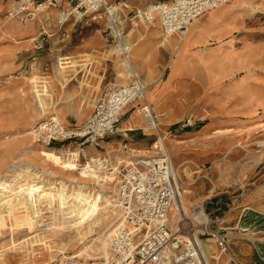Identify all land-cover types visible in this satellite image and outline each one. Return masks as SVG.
Masks as SVG:
<instances>
[{
	"label": "rangeland",
	"instance_id": "1",
	"mask_svg": "<svg viewBox=\"0 0 264 264\" xmlns=\"http://www.w3.org/2000/svg\"><path fill=\"white\" fill-rule=\"evenodd\" d=\"M15 1L17 0H0V47L6 44L18 46L11 57H8L10 53H0L5 60L0 64V194L7 196L6 199L13 204L12 208L10 206L11 210L6 209L3 213L7 223L0 227V252L22 240L30 244L32 238L50 229L54 220L67 215L69 211L63 204L64 199L73 197V200L81 199L84 202L81 212L76 215L71 213L67 215L69 221L79 218V221L83 222L84 230L80 235L76 231L71 232L65 225L58 228L52 227L53 229L46 237L48 242L45 245L35 243L24 250L18 248L15 252L8 253L1 264H60L67 257L78 255L86 245L92 248L81 254L82 258L92 260L106 258L105 248L109 247L111 236L106 240L108 245L98 237L111 227L115 229L118 213L120 216V211L112 213V217H109V212L106 211L115 194L114 184L98 187L94 177L81 174L77 169L79 166L74 165L67 169V165H64L61 159L48 158L49 151L46 148L49 146L36 143L33 140L32 130L39 120L49 117L60 118L69 127L81 126L92 114L96 99L106 88L127 84L134 80L135 77L126 65V60L129 55L134 54L135 48L130 49L138 38L135 35L137 28L131 31L130 25L126 24L125 34L127 35H122L128 40L129 46L122 48L120 40L118 43L117 41L111 44L106 42V34L100 31L105 25L104 22L94 21L88 24L86 20L75 22L71 17L64 25H61L59 11L57 12L56 8L38 15L34 20L22 21L10 15ZM116 1L126 2L129 8H135L146 6L153 0L137 2L113 0V2ZM236 2L240 6L242 15H239L237 26L235 25L237 28L231 27L234 34L228 38L233 39V45L230 48L233 54L228 57L232 60L216 58L212 68L204 65L195 68V73L199 74L200 84L206 85V97H213V108H206L204 111L202 106H197L199 101L197 102L196 99L200 93H192L190 98L194 100L190 102L187 109L181 110L183 115L178 122L182 123L185 118L191 116L194 125L183 129L179 128V124L170 128L160 126L161 113H158V117L154 116L153 107L151 111L145 101L150 88L148 79L136 69L131 58L135 66L133 69L138 72L139 79L145 80L143 81L146 84L147 98H140L131 103L124 110L122 119L135 112L142 116L147 132H160V136L166 139L172 162L174 160L176 164H184L180 170V180H178L184 184L182 199L187 205L185 206L187 212L188 209L191 211L204 203V208L211 218H221L229 213L240 214L246 206L248 207L241 224L243 228L250 229L248 237L252 253L251 260H248L246 264H261L257 248L264 255V208L257 206L264 205V195L261 199L251 200L248 205L246 200L255 189L263 188L264 190V136L255 135L252 146L247 151L244 150L242 154L239 151H233L228 154V157H224L226 154L217 150L218 141L214 142L213 137L216 132H209L212 134L211 137L207 134H204L202 138L197 137L205 128L214 126L219 119L223 118L221 112L225 108H229L228 111L231 108H237V110L252 108L249 119L254 122L264 119V3H259L257 0H236ZM207 13L196 20H203ZM46 19L50 24V38L44 48L38 49L36 37L40 24ZM34 24L38 29L35 34L3 35L6 26L20 29ZM129 31L131 33L128 35ZM64 32L65 36H63ZM94 36H99L100 41L94 46L84 47ZM179 36L183 37L180 34ZM228 39H213L207 46L214 47L219 41L224 43L229 41ZM242 41L246 48L237 51L234 48L235 44ZM118 46L120 47L116 51ZM93 47H96L98 51L92 52ZM230 51L227 56H230ZM73 56L77 60L72 61ZM172 56L173 54L170 55L167 64ZM149 112L151 117H146L145 114ZM153 125L156 128H153ZM259 126L262 125L254 124L255 128ZM175 127L179 129L177 134L191 130L192 138L185 141L180 140L182 139L180 136H172L175 140L170 144L166 131L173 130ZM176 139L179 140L176 141ZM112 141H115L116 145L106 151L121 152V140L117 137ZM156 141L151 151L135 154L153 156L158 152L155 148ZM53 145L54 147L50 148H62L61 145L67 147L71 144L53 142ZM75 145L74 143L73 146ZM27 166L32 169L31 173L37 172L40 177L35 180L28 178L25 182H21L19 189L6 190L5 185L16 173L22 172ZM239 178L246 185L245 197L241 196ZM42 180H48L47 185L50 187L53 185L55 190L44 189L38 198L35 190L44 187V184L39 182ZM59 182L65 183V186L57 184ZM79 183L88 188L74 189ZM25 188L30 190L31 198L21 203L18 197ZM3 205L0 203V212ZM96 207L103 210L104 216L97 215V219L100 218L97 231L88 232V218L92 211L96 212ZM37 208L39 217H35L33 213ZM19 213L25 216L19 217ZM225 224L228 231H234L229 227L234 225L233 223L226 221ZM214 227L215 224H212V228ZM230 235L238 236L235 238L232 236L229 241V248L231 247L234 252L237 250V243L242 240L239 237L241 236L239 228ZM252 238L255 239L256 245H253ZM211 246L213 247L210 251V264H236L229 262L230 255L223 253L216 243L213 242Z\"/></svg>",
	"mask_w": 264,
	"mask_h": 264
},
{
	"label": "built area",
	"instance_id": "2",
	"mask_svg": "<svg viewBox=\"0 0 264 264\" xmlns=\"http://www.w3.org/2000/svg\"><path fill=\"white\" fill-rule=\"evenodd\" d=\"M232 1L153 0L146 6L129 8L126 2L113 0H17L10 15L29 21L56 8L61 25L71 17L75 22H104L100 31L106 34V42L111 44L119 41L120 34L127 35V23L133 30L140 26L150 29L160 22L165 35L184 37L196 19ZM257 1L264 3V0ZM118 6L120 8L115 10ZM49 25L46 19L39 26L38 49L44 48L50 38ZM137 99L140 95L135 77L127 84L106 88L96 99L92 114L81 126L69 127L49 117L39 120L33 127L32 136L36 143L49 147H54L53 142H69L72 146L75 143L73 147L79 150L80 162L90 165L89 170L96 174L95 184L98 187L114 184L113 200L120 211L109 244V257L92 260L71 255L60 264H204L203 248L196 241L197 237H213L221 251L230 255V261L240 264L229 248L232 236L225 227L224 217L211 218L204 203L193 208L190 215L184 211L171 158L163 146H155L158 152L153 156L135 154L139 152L132 147L130 130L121 126V119L124 110ZM193 125V117L189 116L179 128ZM118 136L124 138L121 152L97 151L104 140ZM238 182L241 196L245 197L246 185L240 178ZM174 209L183 211L176 228L171 223ZM198 215L203 219L198 220ZM212 224H215L214 228ZM257 253L264 263V255L258 250Z\"/></svg>",
	"mask_w": 264,
	"mask_h": 264
},
{
	"label": "crops",
	"instance_id": "3",
	"mask_svg": "<svg viewBox=\"0 0 264 264\" xmlns=\"http://www.w3.org/2000/svg\"><path fill=\"white\" fill-rule=\"evenodd\" d=\"M134 1L137 2L138 0ZM239 8L240 6L236 0L229 2V4L227 3L213 8L207 13L203 20L194 21L184 37H180L179 34L164 35L159 22H157V26L150 29L144 28L143 26L137 28L135 35L136 38L137 36L138 38L136 42H133L130 49L132 50L135 48L134 54L130 56V60L131 58L133 59L136 69L148 79L147 83L150 88L148 90V98L145 101L146 104L149 105V108L153 107L154 114L156 112V117H158V113H161L162 123L160 126L170 128L173 125L181 124V122H178L183 115L181 110L187 109L190 102L194 100L190 98L192 93H200L196 99L197 102L199 101L197 106H202L204 111H206V108H213V97H206V85L200 84L199 74L195 73V68H199L201 65L212 68V63L215 62L214 59L227 60L228 57H231L233 52L230 51V48L233 45V39L229 40L228 38L234 34L231 27H233V29L237 28L239 15H242ZM87 23L90 24L91 22ZM37 31L38 29L35 24L23 26L20 29L6 26L3 35H7L8 33H16V35L21 33L35 34ZM218 38H221V40L227 38L229 41L224 43H220L219 41L214 47L207 46L211 40ZM99 41V36H94L90 38L84 47L94 46ZM17 47L18 46L13 44L2 45L0 47V53H10L8 57H11ZM234 48L237 51H241L244 50L246 46L242 41L235 44ZM91 50L92 52L98 51L96 47H93ZM229 51L230 56H227ZM171 54H173V56L168 63L170 65L168 67L166 62ZM228 59L232 60V58ZM71 60L74 61L77 59L73 56ZM2 62H5V60L0 56V64ZM135 66L133 64V67ZM136 69H134V71ZM197 81L198 83H196ZM228 109L229 108L223 109L221 112L223 118L219 119L214 126L205 128V130L197 136L198 138H202L204 134H207L208 137H211L210 135L212 134L209 132H216L213 136L215 139L214 142L216 140L218 141L217 150L226 154L224 157H228V154L233 151H239L242 154L244 150L247 151V149L252 146L255 135L259 134L261 137L264 136V119L259 122H254L248 118L252 115V108L248 109L247 107L244 108V110L231 108L229 111ZM149 115H151V112H149ZM254 124H260L262 126L255 128ZM121 126L124 129L130 130L129 139L131 145L140 153L151 151L156 138L161 135L160 132H147L144 126V119L136 112L126 115L121 121ZM178 131L179 129L176 127L173 130L166 131L167 140L170 144L175 140L172 136H180L182 137L180 140L185 141L188 138H192L191 134L193 132L191 130H187L182 134H177ZM118 138L121 141L124 140V138L120 136H118ZM112 140L113 139L104 140L101 143L102 147L97 151L103 153L108 148L115 146L116 142ZM178 140L179 139H176V141ZM263 195V188L255 189L247 198L246 205L251 203V200L261 199ZM257 207L264 208V205H258ZM247 209L248 207L246 206L240 214L229 213L223 216L224 224L226 221L234 224L229 226L234 229L233 232L237 231L239 228L241 234L239 237L242 240L237 243L236 251L233 252L231 247L230 250L232 249V254L240 264H246L248 260H251L252 253V247L248 237L250 229L241 226V224H243L242 217ZM228 232L230 234L233 233L232 231ZM232 236L234 238L238 237L235 235ZM252 243L256 245L255 239H253ZM257 250L259 251L258 248Z\"/></svg>",
	"mask_w": 264,
	"mask_h": 264
},
{
	"label": "bare ground",
	"instance_id": "4",
	"mask_svg": "<svg viewBox=\"0 0 264 264\" xmlns=\"http://www.w3.org/2000/svg\"><path fill=\"white\" fill-rule=\"evenodd\" d=\"M149 4H151V3H149ZM120 7L118 6L117 8H115V10H117V9H119ZM57 12H58V10H57ZM58 14H59V12H58ZM121 36H120V46L123 48H127L128 46H129V42H128V40H126L125 39V37L122 35V34H120ZM118 43V42H117ZM120 46H118V47H116V51L118 50V48L120 47ZM126 65L131 69V72H132V75L134 76V77H136V79H137V88H138V93H139V95H140V98L141 99H146L147 97H146V94H145V91H146V84L144 83V81L142 80V79H139V77H138V75H137V72L136 71H134V69H133V64H132V62H131V60H130V55H129V57L127 58V60H126ZM133 81V80H132ZM151 111H152V107L151 108H149ZM54 118H56V119H58V120H60V121H63L62 119H60V118H57V117H54ZM44 119V118H43ZM42 120V119H41ZM159 124H160V120H159ZM158 128V127H157ZM163 146V150L170 156V158H171V163H172V167H173V173H174V175H175V179L177 180V183H178V186H179V188L181 189V205H182V207H183V209H184V211L186 212V214L187 215H190V211H189V209H188V212H187V210H186V208H185V206H187V205H185V203H184V200L182 199V196H183V191H184V184L183 183H181L179 180V174H180V170H181V168L184 166V164L182 163V164H176L175 162H174V160H173V162H172V157H171V155H170V153H169V149H168V147H167V143H166V139H164L162 136H160L159 137V140H158V142L156 143V146ZM45 148V147H44ZM46 149H48V153H47V155H48V158H50V159H52L53 157H55V158H59V159H61V161L63 162V164L64 165H67L66 166V168L67 169H69L71 166H74V165H76V166H79V168H77V169H79V171L81 172V174L82 175H85V176H88V177H95L96 176V174L95 173H93V172H91L90 170H89V166L90 165H88V166H85L84 164H81V160H80V158H79V150L77 149V148H74V147H71V145L70 146H67V147H62V148H50V147H47ZM58 154H60L61 156H59ZM243 167V166H242ZM244 168H242V170H243ZM185 171H187V168H185ZM32 172V169L29 167V166H27V167H24L23 168V170H22V172H19V173H16L15 175H14V177L11 179V181H9L6 185H5V187H6V190L8 189V191L9 190H15V189H19V188H21L20 187V183L21 182H25V180H27L28 178H32V179H37V178H39L40 176H39V173H37V172H34V173H31ZM179 179V180H178ZM39 182H42L43 184H44V187H42V188H36V190H35V192H37V195H38V198H40V193H41V191H43L44 189H50V190H55L52 186L50 187V186H48L47 185V183H49V181L48 180H42V181H39ZM57 184H59V185H62V186H65L64 184L65 183H63V182H59V183H57ZM78 187H74V189H79V190H85V189H87L88 187L86 186V185H83V184H80L79 183V185H77ZM59 189H61V188H59ZM24 191H21L20 192V195H19V202H23V201H26V200H30V198H31V193H30V190L29 189H27V188H25V189H23ZM183 190V191H182ZM52 192V191H51ZM50 192V193H51ZM58 192V191H57ZM74 195H75V193H74ZM74 195H72V196H74ZM6 197L7 196H5V195H3L2 193L0 194V203L1 204H4L2 207H3V209H2V211L0 212V227H2V226H5L6 225V223H7V220H6V218H4L3 217V213H4V211L6 210V209H10V206H11V208L13 207V204H11L10 203V201H8L7 199H6ZM76 197V196H75ZM69 198V197H68ZM84 198H86V196H84ZM77 199V198H76ZM84 202L81 200V199H78V200H73V197L72 198H69L68 200H63V204L65 205V206H67V211H69V213L67 214V215H69L70 213L71 214H74V215H76L78 212H81L80 210H81V208L83 207V204ZM68 205H70V206H68ZM200 206H202V205H200ZM118 208L116 207V204L114 203V200H111L110 201V203H109V208H108V210H106L107 212H109V217H112V213H114V212H117V211H119V210H117ZM11 210V209H10ZM95 210H96V212H91L90 213V215H89V220H88V232H93V231H97V227H98V222H99V219H97V215H103V210L101 209V208H98V207H96L95 208ZM101 212V213H100ZM103 212V213H102ZM33 213H34V215H35V217H39V209L37 208V209H34V211H33ZM118 213V212H117ZM67 215H64V216H61V218H57L56 220H54L53 222H52V225H51V228L50 229H48V230H46L45 232H43V234H41V235H38L37 237H34V238H32L33 240L30 242V244L27 242V241H25V240H22V241H20V242H18V244H16V243H13V244H11L7 249H4V250H2L1 252H0V264H1V261H3V260H5V257H6V255L8 254V253H10V252H15L16 251V249H27L28 247H29V245H33V244H35V243H37V244H40V245H45V243L46 242H48V239H46V237L49 235V233H50V231L54 228V227H56V228H58L59 226L60 227H63L64 225L65 226H68L69 227V229L71 230V232H73V231H76V232H78L80 235L82 234V232H83V230H84V228L82 227V224H83V222H80L79 221V218H77L76 220H70L69 221V218L67 217ZM183 215V211L182 210H176V209H174L173 211H172V215H171V223H172V226L174 227V228H176V224L180 221V217ZM25 215H23L22 213H19V217H24ZM104 216V215H103ZM106 216V215H105ZM106 218V217H105ZM117 218H119V213H118V217ZM206 218V217H205ZM197 219L198 220H202L203 219V217H202V215H198L197 216ZM117 222V221H116ZM115 222V223H116ZM53 227V228H52ZM101 230H102V228H101ZM101 230H99V232L101 231ZM115 233V229L114 228H109V229H107L105 232H102V234H100V236L98 237V239H100V240H104L106 243V245H108V242L106 241L107 239H108V237H110L111 236V238H112V236H113V234ZM185 237V239H189L187 236H184ZM110 238V239H111ZM196 241L200 244V246H202V248H203V260H204V264H210L209 262H210V259H211V247H213V246H211L212 245V243L214 242L215 243V240H214V238L213 237H208V238H199V237H197L196 238ZM86 247V248H85ZM84 247V249L83 250H81L80 251V253L78 254V255H76V256H80L81 254H83L84 252H86L89 248H92V247H90V246H85ZM105 257H109L110 256V254H109V247L107 248V246H106V248H105ZM219 259H220V257H219ZM229 262H230V259H229Z\"/></svg>",
	"mask_w": 264,
	"mask_h": 264
}]
</instances>
